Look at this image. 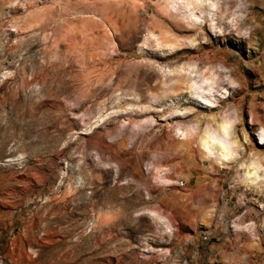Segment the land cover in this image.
<instances>
[{"label":"rangeland","instance_id":"1","mask_svg":"<svg viewBox=\"0 0 264 264\" xmlns=\"http://www.w3.org/2000/svg\"><path fill=\"white\" fill-rule=\"evenodd\" d=\"M212 1L194 25L168 0H0V264H264L239 165L264 151V0ZM235 114L220 163L198 137Z\"/></svg>","mask_w":264,"mask_h":264},{"label":"bare ground","instance_id":"2","mask_svg":"<svg viewBox=\"0 0 264 264\" xmlns=\"http://www.w3.org/2000/svg\"><path fill=\"white\" fill-rule=\"evenodd\" d=\"M209 1L210 0H168V5L171 10L180 12L184 19L190 20V22H192L191 24L199 25L204 22L205 18H207L206 15L212 14V9H214V7H217L218 2L212 1V3H210ZM180 4H183L184 11L180 10ZM211 19L212 23L210 24V26L212 28H215L217 26L216 23H213V21L216 20L215 16H213V18ZM168 44L173 45V43L171 42H169ZM189 68L187 71H189ZM182 69L184 68L182 67ZM193 73L194 72L192 71V74ZM188 78L190 80V89L193 93L198 94L202 98V100L204 99L206 103H216V95L214 94L212 77L196 79L189 73ZM231 81L236 82L234 79H232ZM256 119L257 115L255 114V109L254 107H251L250 123H255ZM238 120L239 116L238 114H235L222 118V121H220L219 124L214 127L211 126V124L208 125V127L206 126L203 133L198 137V146L200 147L202 152L208 157H213L220 163H228L232 162L233 160L242 158L241 145L239 144V140L235 132V125ZM181 130L183 138H187L197 132L195 126H187L184 129L179 128L178 131ZM258 135L260 139V142L258 143L264 147L263 126L260 127ZM250 149L252 150H250L251 152L249 153V160L247 162L241 161V164H239L244 169L243 178L247 182L252 183L257 187L264 188V151H258L253 149L252 147ZM250 227L256 228V223L254 221L251 222Z\"/></svg>","mask_w":264,"mask_h":264}]
</instances>
